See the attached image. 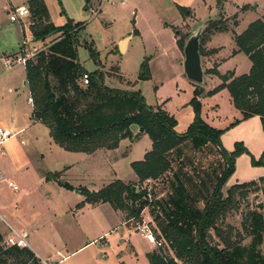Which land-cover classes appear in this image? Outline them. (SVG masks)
I'll return each instance as SVG.
<instances>
[{"label":"rangeland","instance_id":"374dc122","mask_svg":"<svg viewBox=\"0 0 264 264\" xmlns=\"http://www.w3.org/2000/svg\"><path fill=\"white\" fill-rule=\"evenodd\" d=\"M26 1L0 0V53L2 55L0 59V125L13 132H17L24 126L29 128L25 133L9 139L0 146V171L8 181L15 180L14 176L5 175L6 171L8 173L11 171L10 163L16 165L17 169H24L25 165H32L35 157L34 152L40 150L39 146L34 144V139L37 138L41 146L42 138L48 136V130L43 124H32V106L28 102L29 92L23 85L24 67L16 66L8 70L2 66V59L22 55L25 52L29 53L32 48H36L39 53H48L59 42L57 41L59 36L51 34L43 41H35L36 44H34L27 26L29 17H20L15 23L10 22L12 13L25 7ZM216 1L126 0L124 7L105 4L96 16L85 10V0H44V3L55 27H63L68 21L73 24V29L68 34L74 35L76 38L77 59L85 70L95 71L97 67L89 58L88 50L84 44L96 50L101 56L104 65H101L100 69L103 72L102 75L106 76L103 83L105 82L107 87L128 94L138 92L143 97L146 106L153 109L157 105L161 106L175 119L176 132L183 134L194 118L193 98L199 102V116L207 124L222 127L231 119L230 107L227 103L228 95L216 98L217 102L214 104L221 108L219 115L217 114L221 119H215L216 114L210 109L212 102L210 99L220 91L203 97V90H209L210 82L205 81L207 83L201 87L192 85L186 80L181 60L183 52L176 45L178 40L185 42L187 36L202 22L217 18L219 10ZM89 3L91 7L97 4L96 0H89ZM257 5H262V8L258 10ZM244 6H248V9L244 10ZM182 9H186L190 15L182 13ZM220 14L225 20V32H216L211 29L203 34L200 44L202 50L200 60L205 77L214 75L211 71H216L214 67L216 64L211 57L216 52L211 49L210 45L213 36L219 33L231 36L236 33L235 31L243 32L251 22L264 17V0H225ZM124 36H131V39L127 52L120 55L116 53L115 46L117 41ZM219 39H224L225 46L228 45V36L222 34ZM18 42L21 51L17 54L6 55L5 53H9L10 50H18ZM111 50L114 52L109 54ZM30 60L34 61L35 56ZM143 62L146 64L147 72L145 79L139 78V75L143 73L141 68ZM246 63L248 64L246 57L239 55L234 58L231 65L237 64L238 69L242 70ZM78 81L82 84L81 80ZM131 82L134 83L133 87ZM196 88L201 92L198 97L195 95ZM76 93L75 91L74 95ZM90 102L91 99L81 101L77 110L86 111L89 108L87 104ZM225 118L228 121H225ZM127 147V153L116 159L115 167H113L117 177L121 179L132 177L130 163L144 158L145 152L150 149V140L144 132H141ZM173 152L170 157L171 167L167 173L150 183L142 182L140 185L138 181L134 183L139 185L141 190L146 191L147 196L143 199L146 205L139 216L132 218L129 223L126 225L124 223L110 233L107 240L112 247L111 252L107 251L103 254V252L95 250V247H91L88 251L75 254L65 264H74L78 261L80 264H121V262L123 264H145L146 258L139 250L135 253H133L134 250H129L131 253L121 248L120 240L125 239V228L129 230L130 234H139L136 230L138 225L146 226L159 240L160 245H150L149 253L156 252L166 258H174L169 245L159 236L155 218L168 222L173 218L186 220L197 217V214L203 212L206 203L211 199L224 171L225 163L220 157L218 149L211 144H205L198 148L194 147L193 142L190 141L187 144H182V147ZM75 168H77L78 178L81 179L80 183L84 184L97 185L103 174L108 175L109 173L106 158L103 156H96L89 164L82 163ZM20 175L22 176V174ZM256 183L257 187L248 189L244 198L235 196L233 206L224 217L217 221L216 226L223 231L231 227L233 229L232 240L237 239V234L241 235L242 241L238 247L245 252L253 250L254 254L258 253L263 256V243L251 249L254 242L253 237L242 229L247 213L257 210V206H261L259 211L264 216V180H259ZM18 187L22 190V182H19ZM229 188L226 182L222 187L223 196H226ZM12 191L7 186V180L0 182V196L11 198L17 193L14 194ZM35 192L37 193L34 196L38 195L40 191ZM138 206L136 205V207ZM122 213L123 219H125L126 213ZM110 223H114V220ZM181 223L183 227L184 223ZM210 233L213 236V231ZM209 241L219 243L214 236ZM6 248L2 240L0 252ZM116 254L118 255L116 256ZM245 263L251 264V259L247 258V254H244L241 259V264ZM7 264L20 263L16 258H10Z\"/></svg>","mask_w":264,"mask_h":264},{"label":"trees","instance_id":"16d2710c","mask_svg":"<svg viewBox=\"0 0 264 264\" xmlns=\"http://www.w3.org/2000/svg\"><path fill=\"white\" fill-rule=\"evenodd\" d=\"M224 1H216L219 14L217 18L207 20L200 36L199 46L203 34L211 29L216 32H225V20L220 14ZM27 8L30 12V31L36 42L57 33L64 38L58 42L57 46L52 47L49 53H38L35 60L28 61L24 67L32 105V120L48 128L49 135L56 145L67 152H81L89 155L99 149L114 150L121 140L133 141L139 133L144 132L151 140V150L144 155L142 161L130 164L139 185L147 179L157 180L167 173L171 167L172 152L186 141H192L194 147L198 148L211 144L218 149L225 163L224 171L211 199L197 217L186 220L168 218V222L155 218L159 236L169 245L174 258H166L160 253L151 252L146 255L148 263L241 264L243 255L247 254L251 264H264V255L254 254L253 250L245 252L238 247L242 241L241 235L237 234V239L232 240L231 227L223 231L216 226L217 221L224 217L233 206L236 195L244 198L248 189L257 187L256 182L233 185L227 190L226 196H223L222 187L235 170V159L246 154L250 156L253 167H263L264 151L257 161L243 148L242 144H235L234 150L228 153L220 143L222 132L213 129L200 118V105L196 98L192 100L193 121L183 134L176 133V121L172 116L160 108L153 109L146 106L138 92L128 94L102 86V74L91 75L87 90L79 91L76 94V101L71 99L68 94L69 84L84 74V70L76 62V38L68 34L72 31L73 25L70 21L63 27H55L49 23L43 0H30ZM243 9L247 10L248 6H244ZM182 13L190 15L186 9H182ZM234 41L238 52L248 57L251 69L247 75L239 77H234L232 73L220 76L216 71H211L220 78L222 84L208 95L226 89L233 107L241 112L243 120L258 116L264 131V17L249 24L240 35H235ZM184 43V40L176 42L178 49L182 52ZM86 48L90 58L96 61L97 54L94 50L89 46ZM199 54L202 55L201 48ZM141 68L143 73L139 75V78L145 79L147 77L145 62L141 64ZM195 95L198 97L200 93L196 90ZM86 99H91V102L87 104L89 108L83 112L78 111L80 102ZM131 125H136L139 129V133L135 136L129 130ZM47 176L60 187L73 190L71 186L59 180L60 173ZM139 185L114 181L97 192H90L84 188L77 189L84 197V201L78 207L84 204L94 206L108 203L114 210L125 212L127 219L135 218L140 215L146 205L143 199L146 198L147 193L141 190ZM136 205L139 206L136 207ZM260 208L261 206H257V210L247 213L242 229L253 237L251 249L263 243L264 250V216L259 211ZM181 222L184 223L183 227ZM210 231H213V236L219 243L209 241L213 237ZM10 258H16L20 264H39V260L28 248L12 246L1 250L0 264H7Z\"/></svg>","mask_w":264,"mask_h":264},{"label":"crops","instance_id":"0c3cea01","mask_svg":"<svg viewBox=\"0 0 264 264\" xmlns=\"http://www.w3.org/2000/svg\"><path fill=\"white\" fill-rule=\"evenodd\" d=\"M29 1L30 0L26 1L25 3L26 5L23 8L28 7ZM257 6L256 8L258 10L262 8V5H257ZM48 17H49V23L53 25L49 14ZM28 29L30 31V26H28ZM235 32L236 33L231 36L226 33H219L213 36L211 40L210 43V45L212 46L211 49L216 51L211 57L213 58L216 64L214 66L215 70L220 76H224L227 73H232L234 77H239L241 75H247L251 69V63L248 57L245 56L243 53L238 52V48L234 41V36L240 35L242 32L240 33L237 31ZM222 34L224 36L225 35L228 36L229 38L228 40L229 43H227L228 44L227 46H225L224 44L225 43V41H223L224 39H219V36ZM56 35L59 36V39L57 41H60L62 36L60 35V33H57ZM30 36H31V41H35L32 37V33ZM130 39L131 36L121 37L117 41V45L115 46L117 48L116 53H119L120 55H124L127 52ZM123 40L126 41L123 46V50L121 52L119 48V44ZM17 46H18V50H13V51L10 50L8 51L9 53H5V54L6 55L17 54L19 51H21L19 50V42L17 43ZM84 47L86 48L87 46L84 44ZM94 52L97 54L96 61L92 60L90 56L89 58L93 61V63H95L97 67L95 71L85 70L79 64L78 59L76 61L84 70L83 73L87 72L88 75L91 74L92 76L102 74L103 72L100 69V66L104 65L99 53L96 50H94ZM113 52L114 50H111L109 54ZM76 54H77V46H76ZM239 55H244L248 62V64L246 63L242 70L238 69L237 64L231 65V62L234 60V58L238 57ZM1 57L2 55L0 53V59ZM181 60H182V68H183L182 55H181ZM90 77L91 76H89V80ZM103 79L106 80L105 74L103 76ZM78 80H81V77L76 79L73 83H70L68 86L69 97L71 99H74L75 101L77 99V96L74 95L75 91L77 92L76 94H78L79 91L85 92L88 87L87 85H84L82 83V80H81L82 84H80ZM51 81L55 85V81L53 80L52 77H51ZM205 81L210 82V87L209 90L207 91L203 90V94H204L203 97H207L206 95L209 92H211L214 88H216L222 83L218 76L210 75L209 77H205L203 73V83L200 84L199 86L201 85L205 86V84L207 83ZM25 82L26 79H25V68H24L23 85ZM190 83L192 85H196L192 82ZM101 85L107 87L105 85V82L103 83V81ZM24 86L28 89L27 82L26 85ZM131 86L133 87L134 83H132ZM198 92L201 95L200 90ZM222 95L225 96L228 95L227 103L230 107L231 119L228 121V119L225 118L224 120L228 121V123L223 125L222 127L219 125H214V126H211L209 124L208 125L213 129L222 132L220 136V143L221 146L228 153H231L234 150L235 144L237 143L242 144L243 148L257 161L260 158L262 152L264 151V131L262 129L260 118L258 116H253L249 119L243 120L241 112L233 107L230 95L228 91L224 89L220 91L215 97H212L210 99L212 101L210 103V109L213 110V112L216 114L215 119L218 120L221 119V117L218 116L219 115L218 113L220 112L221 108L214 103L217 102L216 98ZM29 99H30V93L28 100ZM29 103L31 105V102ZM155 108L162 109L161 106L159 105H157ZM32 122H33L32 124H41L40 122H36L33 120ZM28 129L29 128L24 126L20 128L17 132L23 134L26 131H28ZM138 133H139V129L137 127V131L135 135H137ZM27 137L29 138L30 135L28 134ZM131 142L132 141L129 139H123L119 142L118 147L114 150L99 149L96 150L94 153L87 155L81 152H67L63 150L61 147H59L53 142V140L49 135V130H48V136H44L42 138L41 146L39 145L38 139L35 138L34 144L35 145L37 144L40 150L34 152L35 157H34V161L32 162V165L31 164L29 166L25 165L24 169L23 168L17 169L16 165L14 166V164L12 165L10 163L11 171H9V173L6 171L5 173L6 176L11 175L15 177L13 179H15L16 181L14 180L10 182H12L15 185L17 184L16 185L17 190L12 191L14 194L16 192L17 193L13 195L11 198H9L8 196H0L1 239L4 241L7 237H9L12 234V231L19 234L24 233L27 235L26 238V242L28 245L27 248L35 255L37 259L40 260L62 259L61 264H65L66 262L70 261V259L77 253L88 251L91 247H95V250H97L98 252H103V254H105L107 251L111 252L112 247H110V243L107 240L110 233L119 226L124 225V223L126 225V223H129L131 219H127V217L123 219L124 217L123 213L121 211L114 210L108 203H101L94 206L89 204H84L78 207V205L84 201V197L80 194V192L77 189L84 188L90 192L92 191L97 192L100 189L106 187L107 185L113 183L114 181H121L123 184L136 183L138 179L133 173V171H132V177L127 179H121L117 177V173L113 169V167H115L116 164L115 163L116 159L122 157L127 153L128 150L127 145ZM189 142L190 141H186L183 144H187ZM151 145L152 143L150 140V149L147 152L151 150ZM180 147H182V145ZM147 152H145V154ZM96 156H103L106 158V162L109 170L108 175L103 174L102 178L98 180L97 185L91 183H85L87 184L85 185L84 183H80L81 179L78 178L79 175L76 173L77 168L75 167L78 165H82V163L89 164V162L93 160ZM142 160L143 158L138 161H142ZM133 162H137V161H133ZM0 173L2 174L1 171ZM55 173H60L59 180L71 186L73 190H66L60 187L54 180H52L47 176ZM20 174H22V176ZM5 180L8 181V179ZM259 180H264V166L253 167L251 165L250 156L246 154H242L235 159V170L227 181V187H231L233 185L247 184L250 182H257ZM19 182H22V190H20L18 187ZM37 190L40 192L38 195L34 196V194L37 193L35 192ZM112 220H114V223H110L112 222ZM124 237H125L124 240L122 241L120 240V242L122 243L121 248L126 249L125 251L134 250L133 253L139 250L142 254H144L146 258V255L149 253L148 249L150 248V244H148L141 235L130 234L129 230L125 228ZM117 255L118 254H116V256ZM144 263L149 264L147 258H146V262ZM74 264H80V262L78 261L75 262ZM121 264L123 263L121 262Z\"/></svg>","mask_w":264,"mask_h":264},{"label":"built area","instance_id":"2783aa9c","mask_svg":"<svg viewBox=\"0 0 264 264\" xmlns=\"http://www.w3.org/2000/svg\"><path fill=\"white\" fill-rule=\"evenodd\" d=\"M96 2H97L96 6L91 7L89 0H87L86 6H85V10L89 11L90 14L93 16H96L101 11V8L105 4L117 5L120 7H124L126 5V0H96ZM20 17H27V18L29 17L30 19V12L28 8L22 7L18 9L17 12L15 11L14 13H12V15L10 16V21L16 22L17 20H19ZM30 22L31 21H29L28 26H30L31 24ZM32 42L36 44L35 41H32ZM38 53L39 51L36 48H32L29 53L25 52L22 55L19 54L11 58L2 59V66L8 70L16 66L25 67L26 63L30 61L31 57L36 56ZM81 80L84 85H88L89 75L84 73L81 76ZM29 102H31V99H29ZM19 134L20 132H13L11 129L5 128L4 126L0 125V146L6 143L9 139L14 138ZM1 181H5V179L3 175L0 173V182ZM145 182L150 183L152 182V180L147 179ZM7 186L14 191L17 190V186L10 181H7ZM136 230L145 239V241L148 244L152 246L160 245L159 240L157 239L155 234L151 230H149L146 226L138 225L136 227ZM26 238H27L26 234L24 233L19 234V233L12 231V234L3 241V244L7 248L12 247V246H16L18 248H27L28 245L26 242ZM38 260H39V264H61L62 263V259L61 260H56V259L40 260L38 259Z\"/></svg>","mask_w":264,"mask_h":264},{"label":"water","instance_id":"95a60500","mask_svg":"<svg viewBox=\"0 0 264 264\" xmlns=\"http://www.w3.org/2000/svg\"><path fill=\"white\" fill-rule=\"evenodd\" d=\"M258 7V6H257ZM207 20L202 22L186 39L183 47V72L186 79L196 85L203 83V69L200 60V36L206 26ZM126 40L119 44L122 52ZM26 85V82L24 83ZM129 130L133 135L136 134L137 126L131 125Z\"/></svg>","mask_w":264,"mask_h":264}]
</instances>
